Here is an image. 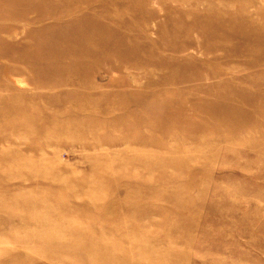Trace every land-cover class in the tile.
<instances>
[{"label": "rangeland", "instance_id": "rangeland-1", "mask_svg": "<svg viewBox=\"0 0 264 264\" xmlns=\"http://www.w3.org/2000/svg\"><path fill=\"white\" fill-rule=\"evenodd\" d=\"M31 2L0 0V264H264V0Z\"/></svg>", "mask_w": 264, "mask_h": 264}, {"label": "bare ground", "instance_id": "bare-ground-1", "mask_svg": "<svg viewBox=\"0 0 264 264\" xmlns=\"http://www.w3.org/2000/svg\"><path fill=\"white\" fill-rule=\"evenodd\" d=\"M8 2V1H7ZM68 2H70V0H68ZM177 2V1H176ZM10 3V2H9ZM53 7H54V4L52 3H50L49 2V0H32V2H31V8H37V9H41V11H42V13L43 14H46V15H51V14H53V15H55L56 16V14H55V12L52 10L53 9ZM7 8V7H6ZM29 8V7H28ZM11 9V8H10ZM7 10H9V8L7 9ZM6 10V11H7ZM15 10V9H14ZM18 10H19V8H18ZM4 12H5V9H4ZM12 13L11 11H7V13ZM16 12V11H15ZM72 13V12H71ZM70 13V11H65L61 16H63V15H67V14H71ZM6 14V13H5ZM174 14V13H173ZM187 14V13H186ZM1 15V14H0ZM176 15V14H175ZM97 16V15H96ZM14 18H16V17H14ZM22 18V17H21ZM212 18V16H210V18L209 19H211ZM13 19V18H12ZM11 19V20H12ZM17 19V18H16ZM1 20V19H0ZM3 20V19H2ZM21 20V19H20ZM19 19H18V21H20ZM4 21V20H3ZM7 23H10V22H7ZM14 25V24H13ZM5 28H6V26H5ZM13 28V27H12ZM43 218H44V215H43ZM55 232V231H54ZM57 238V237H56ZM53 241V240H52ZM45 242V241H44ZM46 242H47V240H46ZM39 243H41V242H39ZM41 245H43L42 243H41ZM53 245V244H52ZM44 246V245H43ZM61 246V245H60ZM42 248V247H41ZM44 248V247H43ZM65 249V248H64ZM39 250V249H38ZM60 250V249H59ZM54 251V250H53ZM65 251V250H64ZM39 252V251H38ZM42 252V251H41ZM55 252V251H54ZM60 252V251H59ZM68 252V251H67ZM70 253V252H69ZM89 253V252H88ZM52 254V253H51ZM45 255V254H44ZM87 255H89V254H87ZM234 255V254H233ZM51 256V255H50ZM90 257V256H89ZM91 258V257H90ZM198 258V257H197ZM87 260H89V259H87ZM93 260V259H92ZM110 263V262H109ZM32 264V263H31ZM115 264V263H114ZM250 264V263H249Z\"/></svg>", "mask_w": 264, "mask_h": 264}]
</instances>
